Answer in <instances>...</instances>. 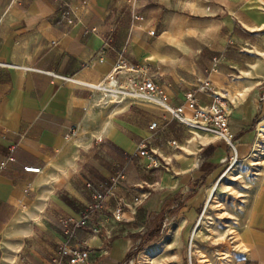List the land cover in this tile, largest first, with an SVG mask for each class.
Listing matches in <instances>:
<instances>
[{
    "label": "crops",
    "instance_id": "1",
    "mask_svg": "<svg viewBox=\"0 0 264 264\" xmlns=\"http://www.w3.org/2000/svg\"><path fill=\"white\" fill-rule=\"evenodd\" d=\"M119 59L146 65L170 105L204 82L227 90L236 164L224 173L233 154L224 141L154 104L94 108L88 84ZM0 63V264H57L67 241L89 248L87 264H127L134 234L167 198L181 193L183 205L164 223L194 225L219 176V202L240 200L235 214L225 209L231 218H220L224 254L264 264V0H0ZM195 97L204 106L212 92ZM143 140L156 165L138 155ZM203 161L213 164L205 176ZM116 170L124 179L114 196L89 211L92 193L105 192ZM117 198L122 213L113 215Z\"/></svg>",
    "mask_w": 264,
    "mask_h": 264
},
{
    "label": "built area",
    "instance_id": "2",
    "mask_svg": "<svg viewBox=\"0 0 264 264\" xmlns=\"http://www.w3.org/2000/svg\"><path fill=\"white\" fill-rule=\"evenodd\" d=\"M135 20H143V16L134 15ZM154 30L150 31L153 34ZM3 64L0 63V66ZM146 65L133 66L128 65L122 59H119L108 75L100 82L88 84L94 101L93 107L106 106L109 103H116L123 99H128L132 103L148 102L156 105L163 113L167 114L171 121L191 129L199 131L202 134H214L226 143L233 151V154L228 159V164L224 173L230 170L237 162V155L233 141V134L230 131L228 124V100L229 93L224 88H213L209 82H204L200 87L189 91L186 94L185 100L180 105H170L165 101V92L161 85L153 81V79L145 74ZM139 72L138 74L134 73ZM209 93L212 92V101L204 106L199 105L195 97V92ZM264 100V93H261L259 101ZM186 111L190 116L186 115ZM148 129L155 132L159 129V124L156 121H151L148 124ZM167 145L171 148H178L176 139H169ZM11 149V155L7 160L2 162V167L8 161L14 159ZM261 151V150H260ZM259 151V152H260ZM137 153L139 156L149 159L151 165L157 164L155 152L148 146V142L143 140L138 144ZM262 153V152H260ZM24 171L39 173L40 167L26 166ZM223 175V174H222ZM221 176H219V179ZM124 179L122 170H116L110 177V185L105 192L94 191L92 193V201L88 206V210L95 212L104 208V203L108 198L114 196V188ZM92 187V184H88ZM122 198H117L113 204L112 214L117 215L122 213L123 208ZM86 218L81 219L77 226L87 224ZM95 229V227H93ZM71 236L72 233L69 231ZM90 255L88 247L82 244H71L69 241L61 245V257L56 260L57 264H87Z\"/></svg>",
    "mask_w": 264,
    "mask_h": 264
},
{
    "label": "rangeland",
    "instance_id": "3",
    "mask_svg": "<svg viewBox=\"0 0 264 264\" xmlns=\"http://www.w3.org/2000/svg\"><path fill=\"white\" fill-rule=\"evenodd\" d=\"M219 180L218 177L211 189L206 191L194 225H170L169 221L164 223L165 217L160 235L145 244L142 250H136L142 237L136 238L138 242L130 248L134 255L127 264H235L229 251L224 254L223 247L227 241L225 225L220 218H231L240 200L233 196L232 201L219 202L221 184L224 183L223 180L219 183ZM225 209L233 213L227 215ZM152 223L148 229L137 233L145 235L153 227ZM222 239L224 242H219Z\"/></svg>",
    "mask_w": 264,
    "mask_h": 264
},
{
    "label": "trees",
    "instance_id": "4",
    "mask_svg": "<svg viewBox=\"0 0 264 264\" xmlns=\"http://www.w3.org/2000/svg\"><path fill=\"white\" fill-rule=\"evenodd\" d=\"M212 168H213V164L203 161L199 165L198 170L202 172V174L205 176L211 172ZM182 195L183 194L181 193L174 194L172 197L167 198L165 200L162 210L157 215L154 216L152 223L153 227L147 232H145V235H142L141 233L134 234L135 238L142 237L141 241L138 243L139 245L137 246L136 250H142L145 244L153 241L160 235L162 223L164 221V218L167 216V212H170L171 210L176 208H180L183 205ZM191 195L192 193H187L185 196L188 197ZM133 255L134 252L129 251L126 260L130 259V257H132Z\"/></svg>",
    "mask_w": 264,
    "mask_h": 264
}]
</instances>
